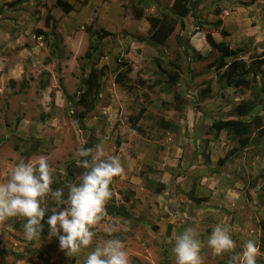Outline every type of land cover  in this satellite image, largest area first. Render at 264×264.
Wrapping results in <instances>:
<instances>
[{
	"label": "rangeland",
	"instance_id": "374dc122",
	"mask_svg": "<svg viewBox=\"0 0 264 264\" xmlns=\"http://www.w3.org/2000/svg\"><path fill=\"white\" fill-rule=\"evenodd\" d=\"M55 1L0 0V183L19 160L40 155L63 180L66 163L97 144L104 157H120L124 173L110 185L112 197L88 248L69 257L55 237L28 241L25 219L14 217L0 224V264H84L94 247L113 238L124 242L129 264H175L171 249L187 227L202 241L204 264H229L249 239L260 249L257 264H264V140L256 131L241 148L226 132L216 137L211 129L217 120L234 118L239 105L255 103L264 118V66L258 63L264 58V0L250 6L251 0H199L195 15L184 20L185 28L177 24L165 45L150 41L148 22L132 11L144 6L146 16H162L174 0H65L74 6L68 14ZM48 11L57 23L52 36ZM219 19L221 28L213 29ZM37 31L49 37H36ZM208 31L254 67L244 87L223 78ZM158 63L168 73L179 70L177 86L167 85ZM93 68L104 75L81 121L82 79ZM118 74L123 84L116 83ZM162 119L177 131L160 128ZM149 180L165 184L163 192L148 190ZM46 203L52 207L51 197ZM109 205L125 213L110 215ZM217 224L229 228L232 253L217 256L207 247Z\"/></svg>",
	"mask_w": 264,
	"mask_h": 264
},
{
	"label": "clouds",
	"instance_id": "9594fccd",
	"mask_svg": "<svg viewBox=\"0 0 264 264\" xmlns=\"http://www.w3.org/2000/svg\"><path fill=\"white\" fill-rule=\"evenodd\" d=\"M208 44V43H207ZM77 164L84 171L78 182L53 189L54 169L44 155L19 160L5 182L0 183V224L14 217H23V235L28 241L40 239L46 225L48 236L58 239L67 256L78 255L93 243V228L105 215V205L112 197L110 185L122 177L124 168L119 156L104 157L100 144L95 149L82 148ZM51 197L54 206H47ZM214 255L232 253L236 248L227 226L217 224L207 239ZM202 241L193 228L187 227L176 236L171 252L175 264H204ZM260 249L249 239L242 251L230 258L229 264H257ZM84 264H129L125 244L118 238L108 239L94 247Z\"/></svg>",
	"mask_w": 264,
	"mask_h": 264
},
{
	"label": "trees",
	"instance_id": "16d2710c",
	"mask_svg": "<svg viewBox=\"0 0 264 264\" xmlns=\"http://www.w3.org/2000/svg\"><path fill=\"white\" fill-rule=\"evenodd\" d=\"M257 0H251L247 6H250ZM199 0H174L172 6L163 13L162 16H153V15H145V8L142 7H133L132 15L133 18L136 20H141L145 18V20L149 24L150 33L149 39L151 42L157 45H165L169 40L170 36L175 31L177 24L180 25V28H185L184 20L188 16L195 15V12L199 6ZM56 6L61 8L62 11L66 14L70 13L74 10V6L65 1V0H57ZM145 6H148L145 3ZM46 25L51 28V36L54 35L55 29L57 27L56 20L54 16L48 11V15L46 17ZM213 29H219L222 26V21L219 19L216 23H213ZM220 34L223 37L229 36L228 32L224 29L221 30ZM45 36L46 38L49 37L48 34L43 33V31H37L36 37ZM109 32H105L104 36H109ZM206 41L209 46L220 54L219 59L217 60V68L218 69H225L223 73V78L227 82L229 86L234 88H242L247 84L246 76L254 71V67L250 66L247 68L244 61L238 59V51L233 50L230 48L229 44L224 41L218 42L211 32H207L205 34ZM178 43L180 45H184L183 39L178 37ZM54 44L57 46V41H54ZM56 46H54L55 51L57 50ZM95 48V42L91 43L87 53L86 58L91 59L93 57L91 51ZM227 59H234L231 63L227 62ZM260 65L264 66V58L260 59L258 62ZM160 74L163 76L165 82L169 87L177 86L180 81L181 73L178 69L174 71V73H168L165 69H163L160 63L157 64ZM104 75L103 69L97 70L92 69L87 78L82 79V85L85 86L84 91L80 95L79 104L84 106L85 111L80 114V120L83 121L90 110L93 107H88L87 100L92 97L94 94L96 95L97 91L100 89L101 84L100 80ZM116 83L123 84L125 82L124 79H121V75L118 74L115 78ZM258 106L254 103H249L248 105H239L235 109V117L225 120H217L212 123L211 129L215 132V136H219L220 133L226 132L231 138L237 142L239 147L246 148L251 143V137L254 132L257 131V136L259 139L264 140V118L261 115L256 114ZM247 117L248 119H245ZM160 128L169 130L173 133L177 131V126L174 125L170 121H166L162 119L159 123ZM120 142H117V147L119 148ZM92 148V145L85 146L84 148ZM79 158V157H78ZM80 159V158H79ZM77 159L69 161L66 163L65 166V178L63 180L56 179L54 176V183L52 185L53 189L56 188H63L65 194L67 193V186L69 184L76 183L77 178L80 177L82 172L84 171L81 167L77 164ZM58 173L61 171H57ZM149 182L153 183L152 181H147V189L152 191L155 194H161L165 189V184L163 183H153L156 185L155 189H152L149 186ZM51 206H54V203L51 199ZM108 213L110 215L116 216L118 214L122 215L120 210L116 205H109L108 206ZM47 216L45 217V221L42 223L45 224L44 230L41 234L40 239H45L48 235V226L46 225ZM262 244L264 242V238L262 237ZM261 248H264L261 247Z\"/></svg>",
	"mask_w": 264,
	"mask_h": 264
},
{
	"label": "crops",
	"instance_id": "0c3cea01",
	"mask_svg": "<svg viewBox=\"0 0 264 264\" xmlns=\"http://www.w3.org/2000/svg\"><path fill=\"white\" fill-rule=\"evenodd\" d=\"M56 1H57V0H56ZM56 1H55V2H56ZM230 34H231V31H230ZM218 35H219V34H218ZM216 40H217V39H216ZM218 42H221V41H218Z\"/></svg>",
	"mask_w": 264,
	"mask_h": 264
},
{
	"label": "water",
	"instance_id": "95a60500",
	"mask_svg": "<svg viewBox=\"0 0 264 264\" xmlns=\"http://www.w3.org/2000/svg\"><path fill=\"white\" fill-rule=\"evenodd\" d=\"M122 213H125L124 211H121Z\"/></svg>",
	"mask_w": 264,
	"mask_h": 264
}]
</instances>
